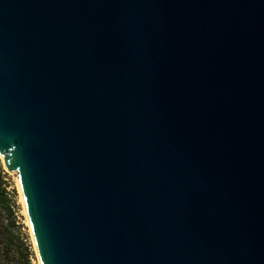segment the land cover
<instances>
[{
  "label": "water",
  "instance_id": "water-1",
  "mask_svg": "<svg viewBox=\"0 0 264 264\" xmlns=\"http://www.w3.org/2000/svg\"><path fill=\"white\" fill-rule=\"evenodd\" d=\"M0 158L39 264H264V0H0Z\"/></svg>",
  "mask_w": 264,
  "mask_h": 264
},
{
  "label": "rangeland",
  "instance_id": "rangeland-1",
  "mask_svg": "<svg viewBox=\"0 0 264 264\" xmlns=\"http://www.w3.org/2000/svg\"><path fill=\"white\" fill-rule=\"evenodd\" d=\"M6 173L5 188L9 195L8 208L10 210L0 214V229L7 227L8 237L13 241L12 246L9 247L10 262L11 264H39L16 179L7 171ZM1 240L5 244L4 236Z\"/></svg>",
  "mask_w": 264,
  "mask_h": 264
},
{
  "label": "trees",
  "instance_id": "trees-1",
  "mask_svg": "<svg viewBox=\"0 0 264 264\" xmlns=\"http://www.w3.org/2000/svg\"><path fill=\"white\" fill-rule=\"evenodd\" d=\"M7 173L0 160V214L7 213L10 209L8 208L9 195L5 188V177ZM9 229L4 227L0 229V264H11L9 259V247L12 246L13 241L9 239ZM4 236L5 244L2 243L1 238Z\"/></svg>",
  "mask_w": 264,
  "mask_h": 264
}]
</instances>
